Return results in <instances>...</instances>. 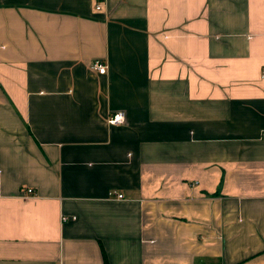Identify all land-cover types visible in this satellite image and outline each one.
<instances>
[{"label":"crops","instance_id":"obj_1","mask_svg":"<svg viewBox=\"0 0 264 264\" xmlns=\"http://www.w3.org/2000/svg\"><path fill=\"white\" fill-rule=\"evenodd\" d=\"M263 72L264 0H0V264H264Z\"/></svg>","mask_w":264,"mask_h":264},{"label":"built area","instance_id":"obj_2","mask_svg":"<svg viewBox=\"0 0 264 264\" xmlns=\"http://www.w3.org/2000/svg\"><path fill=\"white\" fill-rule=\"evenodd\" d=\"M97 8L100 7V3H97ZM90 68L92 70H96L100 73H107V69H108V62H106L105 60L101 59V58H95L92 62H90ZM264 75V72H263ZM126 120V115L124 114V112L122 110H114L112 111L109 116H108V123L112 124H118V123H124ZM28 192H32V188L31 187H27ZM119 197H123L122 193H118ZM74 217V215H73ZM62 218L64 220L68 219L66 215H62Z\"/></svg>","mask_w":264,"mask_h":264},{"label":"trees","instance_id":"obj_3","mask_svg":"<svg viewBox=\"0 0 264 264\" xmlns=\"http://www.w3.org/2000/svg\"><path fill=\"white\" fill-rule=\"evenodd\" d=\"M104 260H105V264H109V263H108V260H107V258H106L105 252H104Z\"/></svg>","mask_w":264,"mask_h":264}]
</instances>
